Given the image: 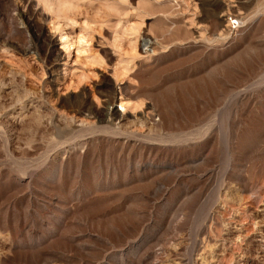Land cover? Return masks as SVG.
<instances>
[{
	"label": "rangeland",
	"instance_id": "1",
	"mask_svg": "<svg viewBox=\"0 0 264 264\" xmlns=\"http://www.w3.org/2000/svg\"><path fill=\"white\" fill-rule=\"evenodd\" d=\"M1 10L0 264H264V0Z\"/></svg>",
	"mask_w": 264,
	"mask_h": 264
},
{
	"label": "bare ground",
	"instance_id": "2",
	"mask_svg": "<svg viewBox=\"0 0 264 264\" xmlns=\"http://www.w3.org/2000/svg\"><path fill=\"white\" fill-rule=\"evenodd\" d=\"M2 0H0V2H1ZM154 1H158V0H154ZM1 6H2V4H1ZM8 9V8H7ZM11 9L13 10V9H15V8H13V7H11ZM8 12L7 11H0V15L4 18L3 19V21L5 20V22H6V24L8 23L9 25H11L12 24V22H13V19H12V17L9 15V14H7ZM17 18V17H16ZM12 26V25H11ZM1 33H2V31H1ZM4 33V32H3ZM120 100H122V99H120ZM128 103L126 102V103H122L121 102V105H127ZM110 116H112V115H110V113L109 114H106V119H105V121H109V117ZM121 118V117H120ZM104 122V121H103ZM118 122V121H117ZM229 140V139H228ZM227 152H228V150H227ZM229 153V160L231 161V153H230V151L228 152Z\"/></svg>",
	"mask_w": 264,
	"mask_h": 264
},
{
	"label": "built area",
	"instance_id": "3",
	"mask_svg": "<svg viewBox=\"0 0 264 264\" xmlns=\"http://www.w3.org/2000/svg\"><path fill=\"white\" fill-rule=\"evenodd\" d=\"M230 22H232L231 24L235 25V24H234V23H235V21H234V20H232V19H231V20H230Z\"/></svg>",
	"mask_w": 264,
	"mask_h": 264
}]
</instances>
